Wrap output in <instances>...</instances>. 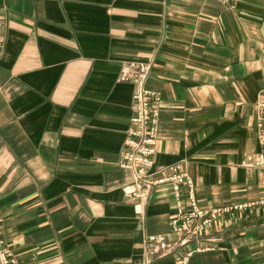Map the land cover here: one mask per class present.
<instances>
[{
	"label": "crops",
	"instance_id": "1",
	"mask_svg": "<svg viewBox=\"0 0 264 264\" xmlns=\"http://www.w3.org/2000/svg\"><path fill=\"white\" fill-rule=\"evenodd\" d=\"M128 64L161 97L154 171L181 165L204 207L264 198V0H0V220L20 264H264V207L172 253L175 198L143 206L120 167L134 116Z\"/></svg>",
	"mask_w": 264,
	"mask_h": 264
},
{
	"label": "built area",
	"instance_id": "2",
	"mask_svg": "<svg viewBox=\"0 0 264 264\" xmlns=\"http://www.w3.org/2000/svg\"><path fill=\"white\" fill-rule=\"evenodd\" d=\"M224 6L234 8L240 0H217ZM153 70L152 64H128L122 70L120 80L134 83L136 92L133 100L134 116L131 119L122 152L120 167L133 172L134 187L125 190L126 197L143 206L163 187H170L175 198V214L171 218V234L176 241L167 237H150L149 250L169 254L177 247L186 246L191 241H201L211 230L226 227L232 216L242 215L256 207H264V198L257 202H241L223 207H204L197 196V186L192 177L181 165H173L163 172L154 171L155 156L160 134L161 97L147 88ZM259 140L263 151L249 160L252 167L264 170V101L259 105ZM214 245L199 246L189 250L178 259L179 264H190L196 253L215 251ZM0 264H20L3 236L0 220Z\"/></svg>",
	"mask_w": 264,
	"mask_h": 264
}]
</instances>
